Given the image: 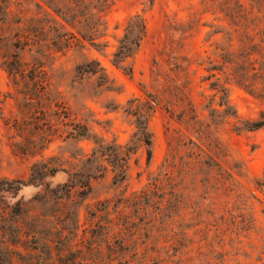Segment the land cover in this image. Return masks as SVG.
Segmentation results:
<instances>
[{
	"label": "rangeland",
	"instance_id": "rangeland-1",
	"mask_svg": "<svg viewBox=\"0 0 264 264\" xmlns=\"http://www.w3.org/2000/svg\"><path fill=\"white\" fill-rule=\"evenodd\" d=\"M19 1L28 16L38 15L45 24L52 20L36 5L43 4L41 0H0V11H16L15 3ZM201 2L115 0L105 13L107 46L103 52L91 49L86 54L73 51L65 56H28V60L47 66L49 87L44 98L61 106H49L48 113L42 110L48 107L45 104L23 99L0 59V264H142L146 242L150 237L153 242L156 234L154 225L146 226L140 221L144 211L135 194L152 190L153 179L169 154V138L180 126L162 107L156 109L150 121L153 158L148 163L146 148L138 144L139 150L129 161L128 179L123 184L114 183L109 153L129 144L136 132L135 119L126 113L129 101L137 98L146 102V94L156 92L153 60L163 61L169 21L181 25L193 22V29L186 33L182 54L192 61L190 97L200 119L208 121L210 109L220 112L216 99L213 100L215 91L209 86L215 78L204 79L217 73L208 69L219 61L216 48L223 40L221 34L212 32L220 30L222 23L215 6L205 8ZM57 5L65 6L60 0ZM137 14L146 18L147 35L131 61L130 77L112 63V58L128 21ZM40 37L47 43V33ZM86 55L101 64L115 80L119 92L98 87L93 77L77 79L75 68L85 62ZM229 88L230 104L236 114L220 115L211 131L227 154L218 159L226 166L241 167V171L235 176L234 193L226 206L231 211L223 209L222 200L215 206L208 200L202 208L216 213L213 217L203 214L207 221L220 216L218 223L223 229L233 221V232L231 237L227 233L224 236L225 248L214 242L216 252L227 254L224 258L212 260V254L205 248L203 252L212 264H264V193L256 188L264 168V127L253 132L242 130L245 122L264 114V100L251 97L236 86ZM26 93L34 99L43 94L37 96L34 90ZM63 116H69V120ZM62 120L87 124L92 138L64 139L65 134L60 138L58 135L67 128ZM49 121L54 130L42 133L40 128L45 129ZM94 139L104 145L103 149L98 148L103 152L97 153L96 158L92 156L97 148ZM35 163L38 166L32 174ZM47 164L57 171L48 172L44 167ZM191 197L201 205L202 200L194 194ZM189 211L184 212L186 219L191 217ZM153 218L149 215L145 222ZM183 218L182 213L171 221L179 224ZM131 222L135 234L128 232ZM244 223L250 226L247 232L241 229ZM204 236L196 233V228L187 231L192 258H196L198 243ZM206 236L210 241L212 233ZM150 255L154 257L155 253Z\"/></svg>",
	"mask_w": 264,
	"mask_h": 264
},
{
	"label": "trees",
	"instance_id": "trees-1",
	"mask_svg": "<svg viewBox=\"0 0 264 264\" xmlns=\"http://www.w3.org/2000/svg\"><path fill=\"white\" fill-rule=\"evenodd\" d=\"M41 1L43 4L37 2L36 5L51 16L52 20L48 24L42 23L38 15L28 16L20 1L15 3L16 11H0V59L23 99L27 103L36 101L45 104L48 107H43L42 110L48 113L51 110L49 106H61L44 98L49 87L47 66L34 59L28 60V56L34 57L41 53L47 57L65 56L73 51L86 54L91 49L103 52L107 46L104 41L107 31L105 13L115 0H60L64 7L57 5V0ZM201 5L205 8L215 6L222 23L220 30L212 32V35L221 34L223 40L222 45L216 48L219 61L217 66L212 65L208 69L217 73L204 79L215 78L209 86L215 91L213 100L216 99L220 112L210 109L208 121L200 119L190 97L189 69L192 61L182 54L186 33L193 29V22L181 25L169 21L168 40L162 52L163 61L157 58L153 60L156 92L146 94V102L137 98L129 101L126 113L135 119L136 132L129 144L111 149L109 153L115 172L114 183L123 184L128 179L129 161L139 150L138 144L146 148L148 163L153 158L154 139L150 121L156 109L162 107L170 119L180 126L178 132L171 134L169 138V154L160 173L153 179L152 190L150 193L142 191L135 194V198L142 202V207L139 208L144 211L140 221L146 226L154 225L156 234L153 242L152 237L146 242L142 264H212L211 258L205 259L204 248L213 255L212 260H219L227 255L221 251L216 252L213 249L214 242L221 249L225 248L224 236L227 233L231 237L234 222H229L223 229L218 223L220 216L208 221L203 217V214L213 217L216 213L212 209H203L202 206L208 200L212 201L210 205L213 206L222 200L223 209L227 208L236 186L235 176L240 173L241 167L235 164L226 166L218 159L226 158L227 154L211 129L217 126L220 115L230 117L236 114L230 104L229 86H236L249 96L264 100V0H202ZM43 33L48 34L47 43L41 40L40 35ZM146 35L145 16H133L113 54L112 63L130 77L133 75L131 61L138 54ZM75 74L78 80L93 77L98 87L105 91L119 92L115 80L107 75L97 60L88 55L84 63L76 66ZM30 90H34L37 96L42 92L43 97H30L26 93ZM136 101L139 103L135 104ZM68 117L63 116L65 119ZM62 123L67 128L58 135L60 138L64 134V139L92 138L87 124L63 120ZM262 127L264 114L257 120L245 122L242 130L253 132ZM44 128H40L42 133L54 130L50 121ZM235 131L240 132L237 129ZM94 143L97 148L92 156L96 158L97 153L103 152L98 148L103 149L104 145L95 139ZM105 150L110 149L105 147ZM37 166L36 163L33 165L32 174ZM44 167L48 172L57 171L56 167H49L48 164ZM256 188L264 193V168ZM191 194L202 200L201 205ZM186 210L191 213V217L187 219L184 214ZM227 211L231 210L227 208ZM148 212L154 218L145 222L149 217ZM182 213L184 218L179 224L171 221ZM128 224V232L135 234L134 223ZM247 224L244 223L241 227L243 232L250 230ZM192 228H196V233L205 235L200 240L201 244L198 243L196 258L190 256L191 240L187 238V231ZM209 233H212L210 241L206 236ZM150 252L155 253L154 257Z\"/></svg>",
	"mask_w": 264,
	"mask_h": 264
},
{
	"label": "clouds",
	"instance_id": "clouds-1",
	"mask_svg": "<svg viewBox=\"0 0 264 264\" xmlns=\"http://www.w3.org/2000/svg\"><path fill=\"white\" fill-rule=\"evenodd\" d=\"M13 203H15V201H13Z\"/></svg>",
	"mask_w": 264,
	"mask_h": 264
}]
</instances>
